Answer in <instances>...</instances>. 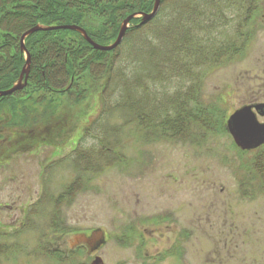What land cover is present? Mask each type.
Masks as SVG:
<instances>
[{
	"label": "rangeland",
	"instance_id": "374dc122",
	"mask_svg": "<svg viewBox=\"0 0 264 264\" xmlns=\"http://www.w3.org/2000/svg\"><path fill=\"white\" fill-rule=\"evenodd\" d=\"M85 21L92 30L102 23L95 15ZM251 31L243 57L204 81L202 97L225 111L226 133L202 145H145L123 135L128 162L86 178L56 222L52 205L28 214L77 180L70 157L102 111L104 84L79 80L80 104L65 95L40 104L43 92L31 89L1 102L0 247L11 249L0 264H264V195L241 187L255 177L250 168L263 148L241 151L227 131L237 110L264 103V1ZM50 100L56 108L48 118ZM98 231L92 248L77 238Z\"/></svg>",
	"mask_w": 264,
	"mask_h": 264
},
{
	"label": "trees",
	"instance_id": "16d2710c",
	"mask_svg": "<svg viewBox=\"0 0 264 264\" xmlns=\"http://www.w3.org/2000/svg\"><path fill=\"white\" fill-rule=\"evenodd\" d=\"M263 1L161 0L157 16L145 23L134 18L123 43L113 51L95 49L77 31L31 34L25 41L31 54L28 82L14 95L0 97V103L31 89L43 92L40 104L52 95H65L68 102L80 104L85 96L79 93V80H90L93 89L103 82L104 88L102 111L70 157L77 180L56 199L44 196L31 209L30 218L52 205L56 222L61 207L86 188V178L128 162L125 145L130 138L123 135L134 134L145 145H202L219 130L226 133L225 111L202 97L204 81L243 57ZM154 4L155 0H0V91L19 81L26 65L21 38L31 29L76 25L96 43L111 45L125 19L151 13ZM92 15L102 21L93 30L85 21ZM52 102L48 118L55 112ZM10 152L7 147L4 155ZM250 170L255 177L242 179L243 193L258 188L252 194L264 195V148ZM9 249L0 247V255Z\"/></svg>",
	"mask_w": 264,
	"mask_h": 264
},
{
	"label": "water",
	"instance_id": "95a60500",
	"mask_svg": "<svg viewBox=\"0 0 264 264\" xmlns=\"http://www.w3.org/2000/svg\"><path fill=\"white\" fill-rule=\"evenodd\" d=\"M161 7V0H155L153 11L149 14L140 13L134 14L123 22L117 40L112 45H101L92 40L88 35L87 31L82 27L76 25H64L57 27H44L37 26L30 31L26 32L21 38V49L22 52L26 53L27 61L26 65L21 73L19 81L9 90L0 91V97L10 96L16 93L17 91L22 90L27 82L30 73L31 66V54L26 48L25 41L31 35L39 31L47 30H72L77 31L83 35V37L97 50L100 51H113L118 48L125 38V35L130 27L131 21L136 17L142 18V23H145L148 20L153 19L157 16ZM258 115L264 117V103L257 105L244 106L243 108L237 110L227 121V129L229 133L233 136L235 143L242 150H254L264 145V123L259 122ZM103 236L102 231H98L93 234L91 237L80 236L77 237L81 239L82 242L86 243L90 248L93 245L100 241ZM94 264H102L101 259H97Z\"/></svg>",
	"mask_w": 264,
	"mask_h": 264
},
{
	"label": "flooded vegetation",
	"instance_id": "af4514ba",
	"mask_svg": "<svg viewBox=\"0 0 264 264\" xmlns=\"http://www.w3.org/2000/svg\"><path fill=\"white\" fill-rule=\"evenodd\" d=\"M256 104H258V103H256ZM256 104H253V105H256ZM97 259V258H96ZM95 262V261H94Z\"/></svg>",
	"mask_w": 264,
	"mask_h": 264
}]
</instances>
